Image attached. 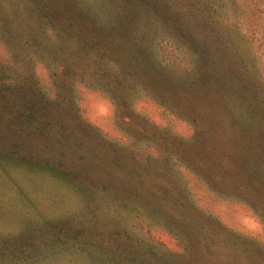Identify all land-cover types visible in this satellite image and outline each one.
<instances>
[{"label":"trees","instance_id":"trees-1","mask_svg":"<svg viewBox=\"0 0 264 264\" xmlns=\"http://www.w3.org/2000/svg\"><path fill=\"white\" fill-rule=\"evenodd\" d=\"M21 2L35 17L25 30L17 27L21 21L15 18H0L8 39H22L30 47L21 70L15 65L21 59L16 49L13 65L0 62V158L30 159L9 145L8 135L24 139L33 134L40 141L55 135L50 144L65 154V148L74 145L72 137L79 139L92 125L77 104L76 84L85 83L105 91L116 110L131 120L123 132L135 147L106 137L98 140L97 130L95 150L85 161L101 171L103 181L92 182L89 192H112L125 204L132 199L137 209L178 236L182 252H162L159 262L231 264L248 258L252 245L262 249L199 208L178 177L186 167L221 195L264 199L263 116L249 104L235 107L230 99L234 82L217 56L201 47L198 36L184 39L175 34L192 48V55L188 64L171 66L133 35L144 25L125 17L123 5L112 10L101 1ZM130 8L129 13L137 12ZM34 57L50 70V91L32 69ZM140 92L187 118L193 133L183 137L150 123L131 106Z\"/></svg>","mask_w":264,"mask_h":264},{"label":"rangeland","instance_id":"rangeland-1","mask_svg":"<svg viewBox=\"0 0 264 264\" xmlns=\"http://www.w3.org/2000/svg\"><path fill=\"white\" fill-rule=\"evenodd\" d=\"M81 1L105 2L112 10L125 6L124 16L144 25L134 29L133 35L147 47L150 44L157 58L171 66L188 64L192 55V48L176 40L175 34L184 39L196 34L201 47L217 56L234 82L236 90L230 96L234 106L249 104L264 122V0ZM132 6L136 13H129ZM4 16L21 21L17 26L21 30L35 21L21 0H0V18ZM6 36L0 21V62L13 65L12 49H16L21 59L15 65L21 70L30 47L22 39L17 42ZM32 69L50 91L53 85L46 64L34 57ZM76 92L80 114L92 125L79 139L72 137L74 145L70 143L65 154L50 144L55 135L45 141L33 134L24 139L8 135L9 145L30 159L0 158V264H172L159 262V255L182 252L178 236L137 209L132 199L125 204L112 192L99 188L97 194L89 192L92 182L103 181L101 171L85 161L95 150L96 131L101 134L98 140L106 137L135 148L123 132L132 122L116 110L105 91L77 83ZM131 106L158 128L183 137L193 133L187 118L147 94L138 93ZM178 177L199 208L262 246L251 244V255L231 264H264L263 196L253 195L247 201L221 195L186 167L180 168ZM173 258L182 262L180 256Z\"/></svg>","mask_w":264,"mask_h":264}]
</instances>
